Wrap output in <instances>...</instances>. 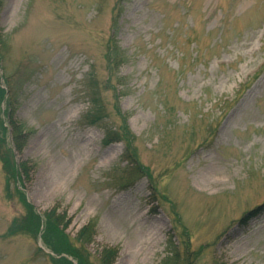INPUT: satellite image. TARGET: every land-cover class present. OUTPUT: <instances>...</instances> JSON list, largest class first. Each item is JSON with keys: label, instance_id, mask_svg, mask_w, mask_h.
I'll return each mask as SVG.
<instances>
[{"label": "rangeland", "instance_id": "rangeland-1", "mask_svg": "<svg viewBox=\"0 0 264 264\" xmlns=\"http://www.w3.org/2000/svg\"><path fill=\"white\" fill-rule=\"evenodd\" d=\"M0 85V264H264V0H0Z\"/></svg>", "mask_w": 264, "mask_h": 264}, {"label": "trees", "instance_id": "trees-1", "mask_svg": "<svg viewBox=\"0 0 264 264\" xmlns=\"http://www.w3.org/2000/svg\"><path fill=\"white\" fill-rule=\"evenodd\" d=\"M6 94H7V99H6L5 103L8 106V101L12 96L11 89L7 87V90H5L0 85V99L1 98L3 99ZM0 112H1V108H0ZM91 123H93V121ZM0 125H2L1 118H0ZM104 129H106L105 130L106 133H105L104 143L109 144L112 141L126 142L125 143V145H126L125 146V155H126L127 151H129V148H130V139L128 137V135H129L128 130L125 132V134L123 136H120L119 132H117V131L114 132L111 129L106 128V127ZM125 137H127V139H125ZM19 169L21 170V172L23 173V175L25 177L28 176L29 172H28L27 166L22 165V166H20ZM55 210L56 209H53L52 211H55ZM52 211L47 213V222H46L47 232L43 237L45 244L49 248H51L52 251L55 252L56 254L68 253L69 255L73 256L77 260V264H87V262H85V260H84V257L80 253H76L74 251V247L72 249L71 246L68 245L69 242L67 241V236L65 235L64 229L68 228L71 221L68 220L67 222H64L62 230L61 229L58 230L57 224L59 221L61 224L63 222V218L59 219L57 217H54L55 213ZM31 216L34 219H38V216H35V214L31 215ZM59 227H61V225ZM93 233H95V227L93 226V224H88L79 232L77 240L80 243H82V245H84V246L85 245L86 246L91 245L95 242L94 236L92 235ZM99 255H100L101 264H114L116 262L118 256H119L118 248H114V247L104 248L102 250L101 254H99ZM54 261L56 262V264H71V262L65 256L58 258V259H54Z\"/></svg>", "mask_w": 264, "mask_h": 264}]
</instances>
